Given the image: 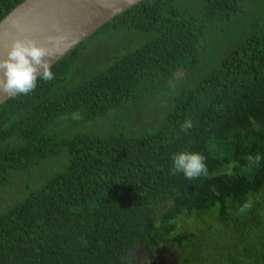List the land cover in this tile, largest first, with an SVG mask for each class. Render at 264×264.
Returning a JSON list of instances; mask_svg holds the SVG:
<instances>
[{
	"label": "trees",
	"instance_id": "obj_1",
	"mask_svg": "<svg viewBox=\"0 0 264 264\" xmlns=\"http://www.w3.org/2000/svg\"><path fill=\"white\" fill-rule=\"evenodd\" d=\"M51 70L0 104V264H264V0H142Z\"/></svg>",
	"mask_w": 264,
	"mask_h": 264
},
{
	"label": "water",
	"instance_id": "obj_2",
	"mask_svg": "<svg viewBox=\"0 0 264 264\" xmlns=\"http://www.w3.org/2000/svg\"><path fill=\"white\" fill-rule=\"evenodd\" d=\"M142 0H23L0 20V59L14 38L28 36L44 44L50 36L65 35L67 47L50 61H57L116 15ZM13 25L25 31L20 33ZM57 25L59 32L52 30ZM39 76V73L37 74ZM0 92V104L9 99Z\"/></svg>",
	"mask_w": 264,
	"mask_h": 264
},
{
	"label": "clouds",
	"instance_id": "obj_3",
	"mask_svg": "<svg viewBox=\"0 0 264 264\" xmlns=\"http://www.w3.org/2000/svg\"><path fill=\"white\" fill-rule=\"evenodd\" d=\"M13 27L20 33L25 31L19 25ZM52 30L60 31L57 25H52ZM67 41L65 35L50 36L44 44H38L28 36L12 39L5 57L0 59V92L15 99L31 94L37 88L38 80L52 81L55 77L50 61L63 50L62 44L67 47ZM193 126L189 118L181 124L180 130L187 133ZM170 159L173 176L182 173L186 180L192 181L208 175L206 157L202 153L185 150L172 154ZM246 159L248 167L258 166L261 156H248ZM251 207L252 203L246 202L240 211L250 210Z\"/></svg>",
	"mask_w": 264,
	"mask_h": 264
},
{
	"label": "rangeland",
	"instance_id": "obj_4",
	"mask_svg": "<svg viewBox=\"0 0 264 264\" xmlns=\"http://www.w3.org/2000/svg\"><path fill=\"white\" fill-rule=\"evenodd\" d=\"M221 226L226 225L221 220ZM250 222V221H249ZM183 225H187L185 222ZM182 251H176L172 245H164L155 249V257H151L144 249L134 248L130 251L129 256L132 264H179Z\"/></svg>",
	"mask_w": 264,
	"mask_h": 264
}]
</instances>
